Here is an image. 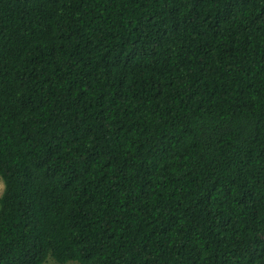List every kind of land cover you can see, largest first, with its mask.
Masks as SVG:
<instances>
[{
    "label": "trees",
    "instance_id": "16d2710c",
    "mask_svg": "<svg viewBox=\"0 0 264 264\" xmlns=\"http://www.w3.org/2000/svg\"><path fill=\"white\" fill-rule=\"evenodd\" d=\"M0 264H264V0H0Z\"/></svg>",
    "mask_w": 264,
    "mask_h": 264
},
{
    "label": "rangeland",
    "instance_id": "374dc122",
    "mask_svg": "<svg viewBox=\"0 0 264 264\" xmlns=\"http://www.w3.org/2000/svg\"><path fill=\"white\" fill-rule=\"evenodd\" d=\"M2 188H3V185H2V183L0 182V194H1V192H2ZM45 264H53L50 260H48ZM66 264H75V263H73V262H68V263H66Z\"/></svg>",
    "mask_w": 264,
    "mask_h": 264
}]
</instances>
